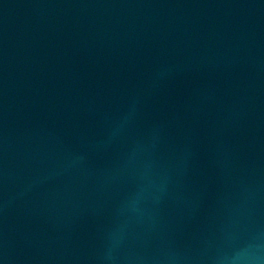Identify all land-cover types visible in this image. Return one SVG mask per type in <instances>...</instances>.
Here are the masks:
<instances>
[{"label":"water","instance_id":"water-1","mask_svg":"<svg viewBox=\"0 0 264 264\" xmlns=\"http://www.w3.org/2000/svg\"><path fill=\"white\" fill-rule=\"evenodd\" d=\"M0 264H264V0H0Z\"/></svg>","mask_w":264,"mask_h":264}]
</instances>
